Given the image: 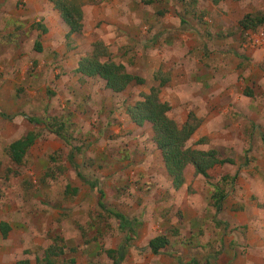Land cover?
<instances>
[{"label":"rangeland","instance_id":"1","mask_svg":"<svg viewBox=\"0 0 264 264\" xmlns=\"http://www.w3.org/2000/svg\"><path fill=\"white\" fill-rule=\"evenodd\" d=\"M70 1L81 12L86 5L102 9L98 0ZM125 1L124 15L108 18L94 9L70 39L58 17L52 32L44 33L42 22L40 34L36 26L0 30V264H113L107 251L130 236L121 264H264L261 250L245 244L250 226H239L240 218L254 223L257 204L264 208V42L256 43L264 41V27L236 31L245 15L264 14V0H228L221 7L211 0ZM95 52L144 84L114 94L101 78L79 73ZM179 75L178 82H190L183 89L190 103L178 97L174 107V89L167 87ZM160 83L171 118L199 126L191 149L233 160L211 169L209 178L188 166L180 190L151 125L137 126L127 113ZM193 96L202 105H193ZM29 133L37 139L17 165L9 147ZM217 189L226 195L225 214L217 211ZM99 191L107 209L132 222L133 234L99 207ZM159 235L170 244L153 255L148 245Z\"/></svg>","mask_w":264,"mask_h":264},{"label":"trees","instance_id":"2","mask_svg":"<svg viewBox=\"0 0 264 264\" xmlns=\"http://www.w3.org/2000/svg\"><path fill=\"white\" fill-rule=\"evenodd\" d=\"M50 1L54 4L56 9L60 11L64 22L70 28L68 39L74 34H80L83 31V12H81L78 5L70 0ZM153 1L154 0H150L149 3H152ZM193 1L195 2V0ZM223 1L227 0H211L214 5H219ZM237 1L241 2L244 0ZM182 21L185 23L184 19H182ZM42 26L43 24L39 23V27ZM239 26L245 33L264 27V14H247L240 20ZM43 32L46 33L47 29L44 28ZM34 49L36 52H41V44L37 42ZM96 49L100 48L97 47ZM101 55L104 54L98 53L97 56L95 52V55L92 58H85L84 62H81L80 64V68L78 69L79 73L88 78H101L106 82V88L114 94L124 93L133 84H144V79L129 74L125 71L123 66H117L111 62H101L99 60ZM170 111V105L168 103H163L160 100L159 90L157 88H152L150 93L146 94L141 101L135 103L134 106H130L127 113L137 126L142 127L147 123L151 124L154 132V142L158 150L161 152L167 173L176 190H180L185 185V173L188 166L194 167L196 175L209 178V171L211 169L216 168V166L232 163L233 160L223 159L219 152L216 151H204L199 149L192 150L188 144L199 126L193 125L192 121H195V119L191 120V118L185 124L179 125L169 117ZM29 121L37 126L47 127L45 120L43 121L42 119L32 117L29 118ZM36 139L37 136L34 133H29L26 137L21 138L10 145L9 155L15 164L21 165L23 163L27 151L34 145ZM70 160H73V153L70 155ZM78 176H80V173H78ZM220 191L221 190H218V192ZM221 194L222 192H220L216 200L218 213L222 211V202L226 197V195ZM103 197V191H99V207L109 212L114 217L119 218L122 221L121 228H129V233L133 234L134 230L132 222H127V219L123 215L107 209L102 202ZM216 224L220 226L223 223L217 220ZM2 232L3 236L7 237L8 226L3 225ZM131 240L130 236L126 239L125 244L119 249L107 251V255L113 261V264H121L124 262ZM169 244L170 241L167 236L159 235L150 240L148 248L153 255H161L162 251L167 248ZM20 264L29 263L20 262ZM71 264H76V260L73 259Z\"/></svg>","mask_w":264,"mask_h":264},{"label":"crops","instance_id":"3","mask_svg":"<svg viewBox=\"0 0 264 264\" xmlns=\"http://www.w3.org/2000/svg\"><path fill=\"white\" fill-rule=\"evenodd\" d=\"M183 1L185 2V0H183ZM225 2L226 1L221 2L219 4V7H221V4L225 3ZM98 3H99L100 7L102 6V9L101 8H96V9H98V10L100 9V10H102V12L104 10L103 15L106 17L108 16V18L110 16L114 17V12L120 13L121 15H124V13L130 9V7L127 5L125 0H112V2H111V0H109V1L108 0H98ZM116 5H118V7L120 8L119 12L116 10V7H115ZM19 6L24 7V10L20 9L18 11ZM134 8L136 9L135 6H134ZM94 9H92L90 6L86 5V7L84 9H82L84 19L89 20L91 17L90 15L92 14V11ZM107 12L111 13V14L108 15ZM17 13L19 14V16ZM133 13H134V11H133ZM131 16L129 17L130 20H132ZM179 16H180V21L182 20L181 19L182 17L184 19L183 14H181ZM13 17H15V19ZM54 17H58V20H59L58 24L63 27L62 31L66 34V39H68V33L70 31V28L64 22L60 11L58 9H56L54 4L50 0H0V30H2V31H4L7 28H11L12 26H15V27L25 26L26 28H34V26H36L38 28H34V29L40 34V31H38L39 30V23L42 22L45 25L44 27L47 29V31L50 30L52 32V29L54 28V24H55L54 19H53ZM92 17H95V13H94V15H92ZM18 18H21L24 20L19 21ZM238 19H241V17H239ZM181 22L183 23V21H181ZM239 22H237L236 31L239 32L240 36L242 34L245 35L246 33L241 30V28L239 26ZM83 23H84V20H83ZM127 32H129V31H127ZM185 39H187V38H185ZM224 42L228 43L229 40L226 39V40H224ZM240 45L242 47L244 46L243 44H240ZM180 75H182V74H180ZM180 75L178 77L176 76L174 78V83L172 84V86L168 85V87H167V88L173 87V89H174V92H173L174 93V95H173L174 96V104H173L174 107L180 106V101L178 100V97L181 98L182 103L183 102L184 103H190V102H188L189 101V97L187 94L188 90H183L184 86L186 88L190 87V82L183 81V80L181 83L178 82V81H181L180 79L183 78V76H180ZM228 75H230L229 72H228ZM232 79H234V78H232ZM226 83L230 85L232 83L231 78ZM161 85H162V83H160L158 86H156V88L159 90V98L163 103H168L170 105L171 111L169 112V117L171 118V112H173L172 103L169 101V99H165L164 97L162 98L161 87H163L165 85H163V86H161ZM201 85H202L201 83H198V86H196V87L200 88V87H202ZM121 94H123V93H121ZM169 96H171V94ZM204 96H207L206 92L204 93ZM209 96L214 98L213 90L210 91ZM225 96H227V92H225ZM193 100H194L193 105H202V103H203V102H200L199 98L196 96L192 97V101ZM174 121H176V119ZM146 125H151V124L147 123V124H145V126ZM153 136H154V132H153ZM261 194H262V192H261ZM255 204H257V203H255ZM261 205L264 207V202H262ZM224 208H226V207L223 206V208H222L223 213L222 214H225V211H223ZM253 215L255 218L254 223H251V222L248 223L247 222V224H246V221L240 218L241 222H240L239 226H241V225L250 226V230L248 231V233H246V234H248L250 241L248 240L245 244H250V246L254 250L255 249H257L258 251L261 250V252H258V254L260 253L259 256L264 257V251H263L264 250V208L259 209L258 204H257L254 207ZM222 219L224 220V218H222Z\"/></svg>","mask_w":264,"mask_h":264},{"label":"built area","instance_id":"4","mask_svg":"<svg viewBox=\"0 0 264 264\" xmlns=\"http://www.w3.org/2000/svg\"><path fill=\"white\" fill-rule=\"evenodd\" d=\"M263 42H264V41H263L262 38H258L257 41H256V43H257L258 45H261Z\"/></svg>","mask_w":264,"mask_h":264}]
</instances>
